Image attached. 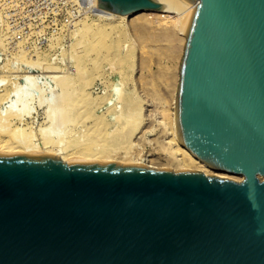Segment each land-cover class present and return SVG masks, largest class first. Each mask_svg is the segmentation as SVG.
<instances>
[{
  "label": "water",
  "instance_id": "obj_1",
  "mask_svg": "<svg viewBox=\"0 0 264 264\" xmlns=\"http://www.w3.org/2000/svg\"><path fill=\"white\" fill-rule=\"evenodd\" d=\"M194 12L179 67L190 169L0 151V264H264V0H93Z\"/></svg>",
  "mask_w": 264,
  "mask_h": 264
},
{
  "label": "rangeland",
  "instance_id": "obj_2",
  "mask_svg": "<svg viewBox=\"0 0 264 264\" xmlns=\"http://www.w3.org/2000/svg\"><path fill=\"white\" fill-rule=\"evenodd\" d=\"M89 5V0H0V76L7 78L10 83H21L24 82L22 75L26 71L31 70L39 75L48 67L46 70L53 73L49 72L47 76L52 77L40 78L39 81L42 87L49 83L46 88L50 89L46 91V95L55 87L58 94L66 91L75 100L73 106L68 107L71 108L67 110V114L65 112L67 118L70 117V120L67 119V126L61 123L51 129L50 122L46 120L45 109L40 107L33 115L35 119L25 121L24 128H27V132L33 131L36 138L34 140L40 142L41 129L48 127L47 132L51 133V137L67 138V143L62 147L66 146L68 153L70 150V153L74 151V147H71L74 143L84 147L83 144L87 142L88 145L92 141L95 146L99 144V148H110L107 152L118 157L125 155L127 151L132 154H152L149 159L155 162L154 165L167 164L174 170L176 161L168 157L169 154H166L163 147L168 140L166 134L169 120L165 119V114L173 107L176 84L174 73L178 59L172 57L170 44L164 37H140L134 32L126 34L121 31L123 26L117 32L106 28L99 35L93 30L85 38L82 31L84 25L86 27V24H92L99 17L93 10L94 7ZM126 22L124 25L128 27ZM112 31L116 32V36H113ZM109 36L113 38L110 39ZM53 75L68 80H65L69 84L67 90H63L58 84L60 79L55 80ZM132 113L140 118L139 127L134 131L133 122L128 123V116ZM114 115L116 119L118 116L119 121L115 120ZM94 137H97L98 142ZM73 138L74 141L78 140L73 143ZM81 138L82 142L86 139L82 146V142L77 143ZM109 144L111 145L107 146ZM112 145L120 150H115ZM125 145L127 150L123 148ZM131 146L133 149L128 150Z\"/></svg>",
  "mask_w": 264,
  "mask_h": 264
},
{
  "label": "bare ground",
  "instance_id": "obj_3",
  "mask_svg": "<svg viewBox=\"0 0 264 264\" xmlns=\"http://www.w3.org/2000/svg\"><path fill=\"white\" fill-rule=\"evenodd\" d=\"M89 3H90L89 6L92 5V7H94L93 10L96 12L97 16H99V17H98V19H96L97 21H93L92 24H90V25L86 24V27L84 25V28H83L84 30L82 29V31H83L85 38L90 36L91 32L93 30H95L97 34L98 33L101 34L102 31H106L105 30L106 28H110V30L111 29L116 30V32H117V29L123 26L121 31L126 33V34L127 33L130 34V33L134 32L135 35L137 34L136 36L139 35L140 37H144V36H146V37L151 36L154 38L158 37V36L164 37L166 39V42L168 41L170 44L169 49H170L172 57L173 58L175 57L178 59V64L176 67L177 70L174 73L175 74L174 78L176 79V84H175V88L173 91L174 92L173 103H172L173 107L169 113L165 114V116L167 117L165 119L169 120V122H168L169 126H167L168 130H167V134H166V135H168V140L165 141L164 147L162 146L164 148V150L166 151V154L167 153L169 154V155L167 154L168 157L176 161L177 165L175 164L176 166H175L174 170H181V169L197 170V171L204 172L207 175H217L220 178H226V179L234 180L237 182H241L243 180L242 176H236V175H232V174H228V173H224V172H219V171H216V170L209 168L207 165H205L204 163H202L201 161L196 159L188 150H186L179 143V141L177 140V137H176L175 125H174V112H175V99H176L177 88H178V83H179V67H180V62H181V59L183 56L184 47H185V43H186L187 31H188L189 24H190V21H191L193 12H194L193 6H189L180 14H178L176 12H168V11L146 10V11H142V12H138V13H134V14H130V15H120V14L104 11V10L100 9L99 7L94 6L93 0H89ZM100 20H102L104 23H101L102 21H100ZM126 21L128 22V27L125 26ZM114 32L112 31V33H114ZM114 34H113V36H116V34L115 35ZM121 35H122V33L120 34V36ZM110 36H112V34H110ZM127 37H129V36H127ZM112 38L110 37V39H112ZM122 38H124V37H122ZM98 39H99V37H98ZM122 40L124 41V39H122ZM163 41H165V40H163ZM152 42L153 41H151V43ZM179 44H180V46H179ZM167 51H168V49H167ZM97 52H98V50H97ZM32 65H35V64H31V66ZM121 65H123V64H121ZM45 68L48 70V67H45ZM46 69L44 72H42V74H39V75L35 74L31 70L26 71L22 75V80H24V82H21V83H10V81L7 78L0 76V151L46 152V153H51V154H54L56 156H59V158L62 159L63 161H67L68 159H90V160H99V161L116 162V163H137V164H143L144 166L149 167V168H170L169 166H167V164L166 165L160 164L162 166L154 165L155 162L151 161L152 159H149L150 157H152V154H149V155L148 154H140L141 152H139V154L138 153L132 154L131 151H127L128 153L125 152V155L118 157L117 155H112L111 150H110L111 153L107 152L110 148L109 149H107L108 147L106 149L104 147L99 148L98 147L99 144L97 146H95V144L92 143V141H90V140H89L90 142L88 141L89 142L88 145H87V142L85 143V145H86L85 146L83 144V142L86 141V139H84L82 142V138L80 139V142L79 141L77 142V143L82 142L81 146L83 144L84 147H80V146H78V144L75 145L76 143H74L79 139L77 136H74V137H76L78 139H76L74 141V138H73V140H72L74 145L70 144L71 147H74V151L72 153H70V151H71L70 150L68 153V152H66V150H67V148H65L66 146L62 147V145H65L67 138H66V140H64L63 137L58 138V139L51 137V135H50L51 133L49 134L47 132V130L49 131V129H47L48 127L41 129V133H40L42 135L41 140H40V142H36L34 140V139H36V138H34L35 135H33V133H32L33 131L27 132L26 131L27 128H24V126L26 125L25 121L28 120L29 118L35 119V117H33V115L36 113V111H38V109L40 107H44L45 115L47 118L46 120L50 122L49 127L51 126V129H54L53 126H57L58 124L60 125L61 123H65V125L67 126L68 123L66 124V122H67V119L70 120L69 119L70 117L67 118V116L65 115V112L67 114V110L71 108V107L70 108H68V107L71 105L73 106L74 101H75V100L73 101V95H71L70 93L67 94L66 91L62 92L61 94H58L59 92L57 93L55 91L56 90V89H54L55 87L49 91V94L46 95V91L50 89V88L49 89L46 88V86L49 85V83L48 84L46 83L45 87L44 86L42 87V85L39 82L40 78L45 77L46 79H50L52 77V75H51V77L47 76L48 75L47 73H49V72L53 73V72H51V71L48 72ZM55 76L53 77L55 80L60 79V80H58V82L60 81L58 84H60L63 87V90H67V87L69 85L68 82L65 81L67 79L63 80L64 77L60 78V76H59V78H58L57 76L56 77ZM119 92H121V91H119ZM74 95H75V91H74ZM121 97H123V96H121ZM76 99H77V96H76ZM79 100H80V98H79ZM76 107H77V105H76ZM77 109H79V108H77ZM83 109H86V107ZM114 117H115V120L118 119V116H117V119H116L115 115H114ZM96 119H98V118H96ZM139 119H140L139 116L134 115V113H132L131 115L128 116V123H131V121L133 122V125H132L133 130L132 131H134V129H137L139 127ZM16 121H17V123H16ZM118 121H119V119H118ZM99 122H100V120H98V123ZM113 124H115V123H113ZM119 124H121V123L119 122ZM98 125H97V127H99ZM95 126H96V122H95ZM62 127H63V125H62ZM125 127H127V126H125ZM103 128H104V126H103ZM108 129H110V128H108ZM121 129H123V127ZM123 130H125V129H123ZM53 131H51V132H53ZM96 131L99 132V130H97V129H96ZM102 131H104V129ZM115 131H117V130H115ZM101 132H100V134H101ZM123 132L125 133V131H123ZM139 132L141 133L142 130H140ZM115 134L117 135V133H115ZM59 135H61V134H59ZM64 135H66V133H64ZM55 136H56V134H55ZM118 136H119V134H118ZM88 137H85V138H88ZM95 139L98 142L97 137ZM111 140H113V139H111ZM118 140H119V138H118ZM108 141H110V140L108 139ZM119 141H121V140H119ZM124 141H126V140L124 139ZM101 142H102V140H101ZM127 142H129V141H127ZM149 142H151V141H149ZM70 143H72L71 140H70ZM123 143H125V142H123ZM123 143L121 145H123ZM117 144L118 143H116V145ZM110 145L111 144H109L107 146H110ZM67 146H68V144H67ZM103 146H104V144H103ZM113 146L114 145H112V147ZM126 146L127 145H125V147L123 146V148L126 149L127 148ZM132 146H133V142H132ZM132 146L128 147V150H130V148L133 149L134 146H133V148H132ZM68 147H70V146H68ZM113 148L115 150L119 149V148H115V146ZM120 148H122V147H120ZM72 150H73V148H72ZM126 150H124V151H126ZM112 151H113V149H112ZM136 151L138 152V150H136ZM113 152H116V151H113ZM260 178H261V180L264 181V177H260Z\"/></svg>",
  "mask_w": 264,
  "mask_h": 264
}]
</instances>
